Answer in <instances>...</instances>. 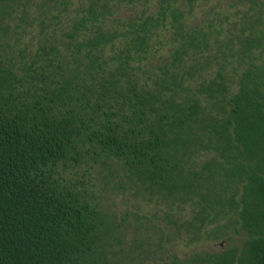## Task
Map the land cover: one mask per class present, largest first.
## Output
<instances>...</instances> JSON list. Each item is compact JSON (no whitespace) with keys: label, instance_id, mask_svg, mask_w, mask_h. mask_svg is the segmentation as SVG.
Segmentation results:
<instances>
[{"label":"trees","instance_id":"16d2710c","mask_svg":"<svg viewBox=\"0 0 264 264\" xmlns=\"http://www.w3.org/2000/svg\"><path fill=\"white\" fill-rule=\"evenodd\" d=\"M228 1L0 0V264H104L106 216L65 175L87 158L211 192L231 244L188 264H264V65L218 61Z\"/></svg>","mask_w":264,"mask_h":264},{"label":"rangeland","instance_id":"374dc122","mask_svg":"<svg viewBox=\"0 0 264 264\" xmlns=\"http://www.w3.org/2000/svg\"><path fill=\"white\" fill-rule=\"evenodd\" d=\"M204 5L198 8L194 22L205 17ZM218 11V21L228 17L225 33L218 38V61L226 56L228 72L236 83L242 73L264 65V0H229ZM228 36L232 42L226 49ZM211 155L199 151L192 160L193 170H202ZM65 175L72 182H83L106 216L104 264H188L195 256L230 247L226 237L233 234V219L214 215L218 207L212 208L206 200L212 194L204 188V201L196 195L166 196L109 159L95 163L87 158Z\"/></svg>","mask_w":264,"mask_h":264}]
</instances>
